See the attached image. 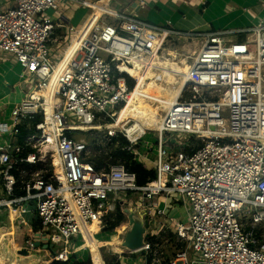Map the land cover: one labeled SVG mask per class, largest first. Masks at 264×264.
<instances>
[{
	"label": "built area",
	"instance_id": "2783aa9c",
	"mask_svg": "<svg viewBox=\"0 0 264 264\" xmlns=\"http://www.w3.org/2000/svg\"><path fill=\"white\" fill-rule=\"evenodd\" d=\"M78 9L89 13L75 27L65 12ZM243 32L242 41L227 40L229 30L181 32L113 9L109 0H0V61L18 65L26 87L0 132L16 134L19 121L41 115L25 138L35 152L14 159L0 148V209L13 214L30 202L39 225L22 247L49 252L50 262H69L81 225L99 220L104 228L117 201L141 192L136 206L143 205L152 224L153 216L162 218L163 231L186 243L166 260L145 240L142 264H264V22ZM195 40L199 48L186 50L191 61L176 76L178 96L154 131L148 168L155 179L139 186L123 164L94 169L87 141L67 133L86 127L102 132L104 144L120 134L132 148L151 130L138 135L118 121L138 83L130 70L147 72L156 54H169L167 45ZM164 136L178 138L175 152ZM20 163L41 164L44 172L21 170L24 194L16 195ZM171 196L186 210L182 219L167 214Z\"/></svg>",
	"mask_w": 264,
	"mask_h": 264
},
{
	"label": "crops",
	"instance_id": "0c3cea01",
	"mask_svg": "<svg viewBox=\"0 0 264 264\" xmlns=\"http://www.w3.org/2000/svg\"><path fill=\"white\" fill-rule=\"evenodd\" d=\"M109 6L116 10H127L134 13L137 18L154 23H169L174 29L181 32L229 30L231 33L225 38L234 41L244 40L246 34L243 30L264 22V0H109ZM76 11L71 10V12ZM20 73V67L14 64L11 59L6 62L0 61V121L5 120L10 123L9 107L12 109L24 97L26 87ZM26 121L29 120L19 121L17 127ZM16 134H11L10 131L0 132V148L8 149L9 152L14 153L20 147ZM147 157V155L144 156L145 159L142 160L144 163L152 160ZM150 161L146 163L147 167H151ZM30 168L26 171H29ZM21 173L23 172L20 171V175ZM16 208L17 210L13 214L9 213L6 208L0 209V244L3 240L9 239L13 247L19 248L22 247V241L25 238L33 236L38 230L33 231L38 222L34 218V210L30 202L23 203ZM20 209H25V211L21 212ZM125 209L128 208L125 207ZM14 219H17L19 226H22L10 227ZM19 229H24V231ZM15 230L24 233L21 235L22 241H17ZM84 235L86 234L80 233V236ZM88 239L87 237L89 245ZM15 242L18 243L17 246ZM73 254L77 255L75 251ZM117 260L120 264H137V260L136 262L132 259L128 260L122 258L121 255Z\"/></svg>",
	"mask_w": 264,
	"mask_h": 264
},
{
	"label": "rangeland",
	"instance_id": "374dc122",
	"mask_svg": "<svg viewBox=\"0 0 264 264\" xmlns=\"http://www.w3.org/2000/svg\"><path fill=\"white\" fill-rule=\"evenodd\" d=\"M49 14H52L54 11L53 10H48L47 11ZM89 13V10L86 9H78L76 12H71L70 11H66L65 14L67 17L70 18V23L72 25H74L75 27H78L81 22L85 19L86 15ZM200 45V41L199 40H195V41H189V42H183V41H175L173 44L167 45L166 48H168L170 50L169 54L170 57H168V55H166L167 58H172L173 54L177 55L176 53H174V51H176L177 53H179L177 55V59L176 61H179V58H183V55L186 54V50H190L191 52L194 50H197L199 48ZM173 50V51H172ZM191 61V59L187 60V64H189ZM186 64V66H187ZM185 66V67H186ZM180 81V80H178ZM168 86H172V84H167ZM20 102H17V104ZM10 107L8 109V115L10 114ZM164 114V110L160 111V116L162 117ZM124 126H132L135 121L133 120V118L131 117H127L124 120ZM157 128V127H156ZM148 130V129H147ZM156 129L151 130L150 132H147L146 135H144L142 138H139L137 140V146L138 152H141L143 156H148L150 158L154 157V151H155V146L156 144V140H157V135L154 132ZM69 133V132H68ZM74 136H76L77 138H84L88 145H89V150H90V155L88 157V159L91 157L93 158L94 156H96V154H105V151L103 146H105L106 144H104L103 142V133L99 132H92V131H87V130H76V131H71L70 134H72ZM99 134V139H97L96 135ZM164 139L167 143V145L169 146V149L173 152L176 151V147L175 146V141L178 140V138L176 136H164ZM96 141V142H95ZM99 142V143H98ZM200 139H197L196 141H194L192 144H190V147L187 148L191 149L192 145L195 146L196 144L200 143ZM98 144L100 146V148H98ZM119 143H115V146H117ZM150 146L153 147V149H150ZM54 154L52 152H50L48 154V159H50V156ZM100 154V155H101ZM141 158V157H139ZM45 169L48 168V165L46 163L43 164ZM38 170H42V166H39ZM44 172V170H42ZM104 171H106L104 169ZM142 193L141 192H132L129 196H127L128 201L127 203L124 205V208H128V212H134L135 217L137 220L140 219V215L144 216V215H148V211L145 209H143V205L142 206H136V202L139 201V199L141 198ZM164 197H160L159 200H163ZM177 199L171 197H168L166 200V205L168 207L167 210V214L168 215H173V214H178L180 215V219H182L184 217V215H186V210L185 208H178L174 205V202ZM144 203V202H143ZM108 215L105 219H104V224L106 221H108L109 219ZM153 221L154 224H151L149 229L147 230V236L149 234L152 235H161L159 239H161V244L158 247L161 255L164 256V258L170 259L172 258L179 250L183 249L184 246H186L185 241L182 238H179L177 235H175L174 238H171L170 233L168 230L163 231V229H165V227L161 226V223L163 221L162 218H158L157 215L153 216ZM149 221H151L149 219ZM128 216H127V220H126V224H128ZM13 228H18L22 225L19 226V221L17 219H14V221L10 224V227ZM125 228H128V225H126ZM120 229V228H116L112 231H105V230H101L100 235H96L94 236V239H92L90 241V239H88L89 241V245H88V251L86 253H88L85 257H78V255H75V259L77 261H82L86 264H99L100 260H102L105 263V259H108L109 261L113 260V259H117L119 255H121L122 258H127L128 260L132 259L136 262L137 260V264H142V256H143V252L141 250H137V251H127V253H123L124 249L122 248V245L120 243H122L123 240V233L125 232L126 229ZM19 230H23L24 229H19ZM120 230V231H119ZM16 231V230H15ZM160 234V232H162ZM17 232V231H16ZM24 233L21 232H17L16 234V239L19 242L23 240V237L21 236ZM23 243V241H22ZM88 243V242H87ZM96 243V245H95ZM17 242H15V245L17 246ZM61 246L58 244L54 245V249L58 250L60 249ZM75 251V250H74ZM136 255V256H135ZM135 256V257H134ZM50 263V258L47 254H45V256L43 257V259L39 262V264H49Z\"/></svg>",
	"mask_w": 264,
	"mask_h": 264
},
{
	"label": "bare ground",
	"instance_id": "6f19581e",
	"mask_svg": "<svg viewBox=\"0 0 264 264\" xmlns=\"http://www.w3.org/2000/svg\"><path fill=\"white\" fill-rule=\"evenodd\" d=\"M94 19L95 15L91 16L84 26L89 25ZM82 32L83 29L78 37H76L74 44L77 43ZM173 57L167 58L166 56L163 57L156 54L147 72L138 73L136 70H130V73L137 78L138 83L126 106L117 115L119 122L124 121L127 117L133 118L135 123L129 129L130 132L135 131V133H139L138 135H140L143 130L156 129L161 118L160 111L167 109V106L178 96L182 83L181 81L177 82L176 76L185 73L188 58H179L177 62V56L175 57V54H173ZM64 61L61 62V65L64 64ZM158 73L164 75V80L159 81L155 79ZM172 83L171 87L167 85ZM76 128L80 130L88 129L86 127ZM55 160L56 164H58L56 155ZM81 229V233H85L86 235L80 236L75 246V253L80 258L85 257L88 251L87 237L93 239L94 235H100V221L95 220L90 225H81ZM99 264H104V262L100 260Z\"/></svg>",
	"mask_w": 264,
	"mask_h": 264
},
{
	"label": "trees",
	"instance_id": "16d2710c",
	"mask_svg": "<svg viewBox=\"0 0 264 264\" xmlns=\"http://www.w3.org/2000/svg\"><path fill=\"white\" fill-rule=\"evenodd\" d=\"M41 119V115L38 114L34 117L32 121H26L22 125H19L17 138L19 143V152L12 153L13 158H25V156L28 153L35 152L34 149L28 147L25 145V138L34 133L33 125H35L39 120ZM96 132V131H92ZM99 133V132H96ZM67 135L71 138L76 139L77 137L72 134L67 133ZM97 139H99V134L96 135ZM96 142V141H95ZM99 143V142H98ZM115 143H119L117 146H115ZM129 142L128 140L123 137L122 135H118L117 137H114L110 143H107L105 146H103L105 154H96L93 158H89L88 161L91 163V165L96 169L97 171L101 170H108V167L111 164H123L125 168L129 171L135 174L136 176V183L139 186L146 185L147 183L151 182L156 177V171L153 168H148L146 164L139 159L138 154L135 153L134 150H139L137 145H134L132 148L128 149ZM98 148H100L98 144ZM55 157V155L53 156ZM54 162L56 163L55 158ZM39 166H42L41 164L30 166L26 163H20L17 164V167H19V171L32 168V169H40ZM19 171H15V175L18 177V184L15 189L16 195H23L24 191L21 190L20 182H21V176L19 174ZM131 193H129L130 195ZM126 200H119L116 203V208L114 213H112L109 216L108 221L105 222L103 230L105 231H112L116 228L123 229L127 224V214L124 212V205L126 204ZM106 220V219H105ZM38 229V225L34 226L33 231L35 232ZM163 233L160 232V234ZM161 235L156 236L149 234L146 238L148 242H151L152 245H156L157 247L161 244ZM171 238H174L175 235L170 233ZM153 245V246H154ZM123 253H127V251H123ZM75 254H72L70 257L69 262H60V261H51L50 264H86L82 261H77L75 259ZM136 256V255H135ZM134 256V257H135ZM106 264H120V262L117 259H113L109 261L108 259H105Z\"/></svg>",
	"mask_w": 264,
	"mask_h": 264
},
{
	"label": "water",
	"instance_id": "95a60500",
	"mask_svg": "<svg viewBox=\"0 0 264 264\" xmlns=\"http://www.w3.org/2000/svg\"><path fill=\"white\" fill-rule=\"evenodd\" d=\"M124 212L128 216V228L123 233L122 248L126 251L140 250L147 238V230L152 224L146 215L137 220L134 212ZM52 247V246H51ZM45 254L44 251H30L26 247H13L11 240L5 239L0 244V264H39Z\"/></svg>",
	"mask_w": 264,
	"mask_h": 264
}]
</instances>
